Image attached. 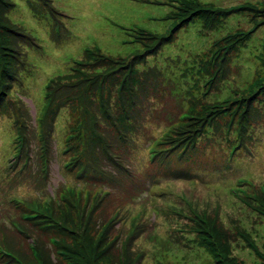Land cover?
I'll return each mask as SVG.
<instances>
[{
  "label": "rangeland",
  "instance_id": "1",
  "mask_svg": "<svg viewBox=\"0 0 264 264\" xmlns=\"http://www.w3.org/2000/svg\"><path fill=\"white\" fill-rule=\"evenodd\" d=\"M10 2L8 17L26 40L20 39L17 75L6 78L3 90L0 86V244L9 242L13 254L29 257V239L36 238L53 264H64L48 241L52 233L27 225L22 213L28 209L17 202L58 198L68 187L86 194L94 206L88 213L96 238L107 227L105 236L115 240L102 256L105 264L109 257V264H120L122 255L127 264L262 263L254 248L264 252V217L258 213L262 206L252 200L264 197V0ZM137 29L168 38L135 59L133 72H113L116 61L126 67L143 53L145 39L141 31L134 33ZM96 47L101 62L82 67L78 82L66 83L72 86L61 85L60 98L69 99L45 120L49 162L44 177L37 116L46 85L68 74L75 61L93 62L86 60V50ZM225 48L226 56L216 57L214 52ZM249 85L253 91L246 93ZM103 98L109 103L99 106ZM224 99L229 117L204 111ZM192 103L193 111L205 117L201 124L179 121ZM81 119L103 141L79 166L65 168L67 155L59 149ZM16 124L30 144L25 149L30 158L13 171L8 161L17 156ZM176 132H185L188 142L165 154L175 143L165 138L178 139ZM78 168H85L79 177ZM239 188L245 191H232ZM242 199L249 203L242 205ZM195 214L217 219L223 262L211 258L209 247L190 231ZM8 258L1 246L0 264Z\"/></svg>",
  "mask_w": 264,
  "mask_h": 264
},
{
  "label": "trees",
  "instance_id": "2",
  "mask_svg": "<svg viewBox=\"0 0 264 264\" xmlns=\"http://www.w3.org/2000/svg\"><path fill=\"white\" fill-rule=\"evenodd\" d=\"M13 4L10 0H0V86L1 90L6 87V78H14L17 75L18 67L21 61V51L19 49V45L21 43L20 39L22 38L24 41L26 37L18 33V27L12 23L8 17L9 11ZM22 31V30H21ZM239 35L241 33H238ZM244 35H248L244 34ZM17 37V39L15 38ZM243 37V36H242ZM167 37H159L158 35L152 34L151 35V42H157V44L153 47L150 46L148 43L147 50L144 54L152 53L163 41L166 40ZM31 40V39H29ZM158 40V41H157ZM229 39H225L228 41ZM236 42L239 41L235 40ZM215 46H220V43H216ZM264 48V42L262 44ZM11 47H15L12 49ZM96 51H92L90 49L86 50V60L93 61V62H82L78 61L75 62V66L70 68V72L63 76H57L50 81H48L46 85V92H45V105L42 108L41 112L38 113L37 120L40 123V132L37 133V138L40 141V144L37 148L40 166V172L43 174L44 177H47L48 173V162H49V144L47 139V133H45V120L53 114V110L56 106H61V103L67 102L69 96L66 100H62L59 96V91L61 89V85L65 83V87L72 86L67 85V82H78L77 80L81 75H83L84 70L82 67H86V65H97L101 62V55L99 54L101 51L98 47L95 48ZM227 48L223 51L219 50L214 52L216 57L223 58L227 54ZM102 53V52H101ZM140 55L134 56L131 58V63L129 66L124 67L121 63L117 62L115 66H113V72H120L122 70H129V72L134 71L133 61L135 59L141 60ZM264 57H262V60ZM10 60V61H9ZM85 60V61H86ZM211 63L210 61H207ZM85 76H87L85 74ZM85 79V78H83ZM82 79V80H83ZM206 81V80H205ZM210 81V80H209ZM208 81V82H209ZM67 85V86H66ZM250 85L245 88L246 93H251L253 90L250 89ZM239 93V91H235L234 94ZM233 94V95H234ZM227 100H221V102L207 104L204 106V111L209 113L212 117L218 116L222 114L223 117L228 116L227 111L224 109L223 105ZM109 103L106 99H102L99 103V106H105ZM198 103V102H196ZM192 110L183 111L180 114V122L192 125L193 123L199 122L200 124L205 119L204 115L201 114L200 116L198 113H195L193 103L191 104ZM120 108L123 114L127 115V111L124 110V107L120 104ZM244 109V108H243ZM241 111H244V110ZM103 114H105L103 112ZM88 115H90L88 113ZM186 115V116H185ZM92 121V120H91ZM80 128H73L70 130L69 134H65L64 136V146L59 149L61 155H67V159L63 160V167L65 168H73L76 165H80L81 159L85 157V155L93 154L95 151V147L102 142L101 139L102 134L97 133L95 136V132L89 131L87 125H85L84 120H79ZM18 125V124H16ZM18 130L16 132V141L15 147L17 151L16 160L12 162L13 167L11 170L14 171V168L17 167L19 162L23 159L29 160V151L28 153L25 152V149H29V142H26V137L24 134L23 129L18 125ZM85 126V127H84ZM116 128V127H115ZM117 130V129H116ZM71 133V134H70ZM118 133V138L122 139V133ZM179 139L178 141H174L170 136L166 139L170 142H175L171 149H167L165 154L169 152V150H173L175 147H181V144L187 141V137L185 136V132L180 133L177 136ZM87 148H90L88 151ZM85 168L80 170L79 168L76 170V175L79 177ZM50 203L47 206H44V201L34 200L32 202L25 203V201L17 202V205L28 209L22 213V220L26 221L27 225L32 224L36 226L40 231H43L48 236V241L51 244L52 248L55 252V259L58 256L61 260L64 259V264H105L107 258L102 257L105 252L111 247V245L116 246L115 240H109L107 238V227L103 228L101 231V236L97 239L95 234L93 233V229H91V223L89 221V217L91 216L88 213V208L94 209V206L91 205L89 201V197L77 190H69L68 187H64V189L60 192V196L55 198L54 196H49ZM38 202L40 204V208H33L32 204ZM249 203V202H246ZM256 205L260 206L263 202L255 203ZM262 207L258 209V213L264 216V211L261 210ZM28 212L33 214L31 218L27 219ZM88 218V219H87ZM89 224V225H88ZM29 227V226H28ZM20 232V229H17ZM33 231V230H32ZM32 235V234H31ZM34 247L28 243L29 251L31 254L32 259H30V264H53L51 255L47 254L45 248L42 246L40 241L36 238ZM1 246H3L6 250H8L11 255L7 259L8 261L14 260L15 255L13 252L15 251L13 247L10 245L9 242L1 241ZM209 250L211 252V258L213 257L214 260H222L224 261L223 250L219 243L213 242L208 245ZM256 250L258 257L264 263V252L254 248ZM123 256V255H122ZM108 258V263L110 261ZM121 256L117 257L118 262L121 261L120 264H127V260H122ZM117 262V263H118ZM158 264H170V263H158ZM261 264V263H258Z\"/></svg>",
  "mask_w": 264,
  "mask_h": 264
},
{
  "label": "clouds",
  "instance_id": "3",
  "mask_svg": "<svg viewBox=\"0 0 264 264\" xmlns=\"http://www.w3.org/2000/svg\"><path fill=\"white\" fill-rule=\"evenodd\" d=\"M101 51V50H100ZM15 138H16V134H14V139H13V141L15 140ZM14 147H15V145H14ZM16 151V150H15ZM16 153H17V151H16Z\"/></svg>",
  "mask_w": 264,
  "mask_h": 264
},
{
  "label": "bare ground",
  "instance_id": "4",
  "mask_svg": "<svg viewBox=\"0 0 264 264\" xmlns=\"http://www.w3.org/2000/svg\"><path fill=\"white\" fill-rule=\"evenodd\" d=\"M213 44H214V43H213ZM26 189H27V188H26ZM22 190H23V189H22ZM22 190H21V191H22Z\"/></svg>",
  "mask_w": 264,
  "mask_h": 264
}]
</instances>
